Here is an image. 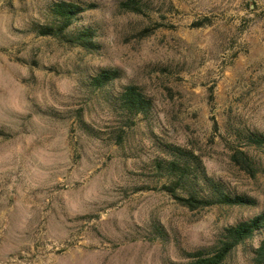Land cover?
<instances>
[{"label": "rangeland", "instance_id": "obj_1", "mask_svg": "<svg viewBox=\"0 0 264 264\" xmlns=\"http://www.w3.org/2000/svg\"><path fill=\"white\" fill-rule=\"evenodd\" d=\"M56 1L97 6L78 23L99 51L34 31ZM125 1L0 0V264H187L264 212V147L236 135L264 134V0ZM102 69L122 78L94 90ZM128 84L152 99L149 118L114 107ZM163 144L257 205L180 206L155 169ZM251 247L225 264H248Z\"/></svg>", "mask_w": 264, "mask_h": 264}, {"label": "trees", "instance_id": "obj_2", "mask_svg": "<svg viewBox=\"0 0 264 264\" xmlns=\"http://www.w3.org/2000/svg\"><path fill=\"white\" fill-rule=\"evenodd\" d=\"M96 7L79 2H51L48 5V23L36 24L34 31L39 36L52 37L88 52H97L101 49L97 29L78 23L82 15ZM120 8L139 13L141 3L139 0H126L120 4ZM121 78L122 72L118 69H102L89 79L88 84L94 90H105ZM114 107L131 118H149L154 103L140 87L128 84L115 95ZM80 123L83 125V119ZM236 135L250 146L264 147V134L246 129ZM162 147L165 156L154 161L155 169L161 178L168 180L164 189L180 206L196 211L215 206L235 208L257 205L254 198L234 193L224 182L210 177L202 158L194 151L173 144H163ZM237 158L241 159L245 170L246 166H250L246 161V153L236 152L233 159ZM248 243L252 245L248 264H264V212L226 227L213 246L188 252L184 259L187 264H225L240 246Z\"/></svg>", "mask_w": 264, "mask_h": 264}]
</instances>
